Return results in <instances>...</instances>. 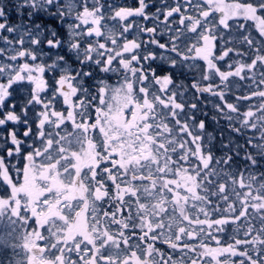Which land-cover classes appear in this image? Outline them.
I'll return each mask as SVG.
<instances>
[{
    "label": "snow or ice",
    "instance_id": "obj_1",
    "mask_svg": "<svg viewBox=\"0 0 264 264\" xmlns=\"http://www.w3.org/2000/svg\"><path fill=\"white\" fill-rule=\"evenodd\" d=\"M0 264H264V0H0Z\"/></svg>",
    "mask_w": 264,
    "mask_h": 264
}]
</instances>
